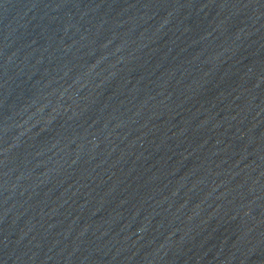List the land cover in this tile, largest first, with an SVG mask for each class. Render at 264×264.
Masks as SVG:
<instances>
[{"label":"water","instance_id":"water-1","mask_svg":"<svg viewBox=\"0 0 264 264\" xmlns=\"http://www.w3.org/2000/svg\"><path fill=\"white\" fill-rule=\"evenodd\" d=\"M0 264H264V0H0Z\"/></svg>","mask_w":264,"mask_h":264}]
</instances>
